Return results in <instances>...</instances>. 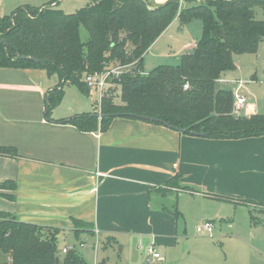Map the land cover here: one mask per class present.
<instances>
[{"label": "crops", "instance_id": "1", "mask_svg": "<svg viewBox=\"0 0 264 264\" xmlns=\"http://www.w3.org/2000/svg\"><path fill=\"white\" fill-rule=\"evenodd\" d=\"M146 1L156 8L168 0ZM6 5L0 0V13ZM193 21L181 26L175 18L144 55L142 69L148 56L157 60L154 67L177 65L201 36V26L191 27ZM236 69L221 77L229 81L223 84L233 86L227 90H235L233 81H242L232 77ZM58 82L56 75L38 68L0 67V147H13L17 153L0 155V212L58 229V240L74 239L66 246L78 240V249L86 247L88 237L116 243L149 239L147 249L154 247L162 261L156 247L171 250L185 237L188 223L192 225L190 215L184 216L186 199L206 202L197 203L203 209L198 219L212 222L214 233H221L228 215L234 222L236 210L231 208L244 206L253 208V250L263 249L257 229L264 228V136L211 139L124 117H114L105 131L81 130L69 121L98 113L99 95L65 85L61 102L47 113V94ZM66 94L72 101L68 108ZM234 114L258 113L247 100ZM174 176L191 192L178 194L170 212L159 203L157 191ZM209 195L248 203L235 205ZM81 224L89 225L93 234L76 235Z\"/></svg>", "mask_w": 264, "mask_h": 264}, {"label": "trees", "instance_id": "2", "mask_svg": "<svg viewBox=\"0 0 264 264\" xmlns=\"http://www.w3.org/2000/svg\"><path fill=\"white\" fill-rule=\"evenodd\" d=\"M203 1L211 4L178 8L177 0H168L151 8L146 0H91L72 14L57 10L53 3L19 7L0 16V67L38 68L56 75L57 87L46 97L48 113L61 102L63 86L85 92L88 74L126 66L127 71L109 80L119 86V103L105 93L100 102L105 117L84 115L69 121L81 130L105 131L112 115L131 114L211 139L264 136V115H235L232 91L217 86L222 75L236 69L235 56L255 53L264 39V21L254 18L256 7L264 9V0ZM175 18L181 26L201 22L196 46L182 54L177 65H159L143 73L144 55ZM16 154L13 147H0L2 156ZM209 197L235 205L248 203ZM58 235V229L0 212V264H87L75 245L62 253Z\"/></svg>", "mask_w": 264, "mask_h": 264}, {"label": "rangeland", "instance_id": "3", "mask_svg": "<svg viewBox=\"0 0 264 264\" xmlns=\"http://www.w3.org/2000/svg\"><path fill=\"white\" fill-rule=\"evenodd\" d=\"M5 2L7 5L3 8L4 11L0 13V16H9L17 8L26 5L30 7H41L48 3H53L55 5L54 8L65 14H72L83 8L91 0H5ZM195 4L207 6L211 3L203 0H195V2H191V0H177L178 8ZM254 18L257 21H264V9L256 7L254 9ZM195 23L201 26L199 20H194L191 27H194ZM83 34L86 38L87 34L85 31L80 30L81 38ZM156 62L157 60L148 56L144 59L142 72L145 74L148 73L154 68ZM235 62L237 69L232 74V77L243 81V88L239 94L246 96L249 104H253L258 114L264 115V39L259 42L255 53L235 56ZM217 86L224 89L231 88V85L225 84H218ZM64 91L67 90L65 89ZM94 92L91 93L95 95ZM105 95L110 96L114 103H119V86H114ZM70 101L71 99L69 97L65 98L66 108L71 106L70 103L72 101ZM100 108L101 106L98 108V113L101 114ZM173 181L175 183H172ZM173 181L163 185L157 191V195H161L162 197V199H159V203L164 204V207L170 212L175 210V203L177 198H179L177 196L178 194L191 192V189L181 187L177 181ZM185 201L188 203L184 202L182 205V207H185L184 216L187 217L190 215L188 220L192 219V225H190L192 227L188 223L185 237L182 240H178L177 244L171 250L163 252L161 248L156 247L157 251L162 254L163 259L162 261L154 260L153 262H156L153 264H264V245L263 249L253 250V208L251 210V208L244 206L236 208L232 206V211L236 210L233 213L234 222L231 223L229 222L230 220H227L228 218L233 219L232 215H228L229 217H226L224 222H222L221 233L217 230L216 233L213 232L212 236H203V234L196 232V227L204 222V220H200L199 222L198 219L203 213L201 205L198 206L197 204L199 201L191 202L188 199ZM260 210L264 211L262 208ZM215 224L218 223L215 222ZM228 225L234 226V230L229 229ZM216 227L218 229L219 225ZM260 229H257V232L260 233V239L264 241V228L262 230ZM75 233L76 235L86 234L87 236L93 234L91 227L85 226L84 224H81ZM256 236L259 237V234ZM80 239L82 240L83 238L80 237ZM72 240L74 239L64 240L61 237L58 240V245L64 247L72 242ZM77 241L75 240L72 244L77 245ZM127 241L128 239H123L119 243H116L102 237H88L85 240L86 247L78 249V253L81 254L87 264H147L146 249L150 240L135 239L130 242Z\"/></svg>", "mask_w": 264, "mask_h": 264}, {"label": "built area", "instance_id": "4", "mask_svg": "<svg viewBox=\"0 0 264 264\" xmlns=\"http://www.w3.org/2000/svg\"><path fill=\"white\" fill-rule=\"evenodd\" d=\"M196 46V43L193 45V47ZM127 70L126 66H114L107 70L101 71V72H94L91 74H88L85 77V84L89 90L95 91L99 95V101L98 104L100 107V102L103 97V95L110 89L113 88L114 85H112L109 80L114 77H118L122 72ZM229 81L220 78L217 80L218 84L227 83ZM236 83V88L234 91H232L233 94V106L234 109L239 112L241 111L245 105H247V99L240 95L238 93L239 89L242 88L243 83L242 81H233ZM196 232L198 234H203L205 236H212L214 232V226L213 223L210 221H204L200 225L196 227ZM80 247H83V245H79ZM69 249H71V246H65L62 249V253H66ZM160 259V256L158 253H156L154 247H149L147 249V262H153L154 260Z\"/></svg>", "mask_w": 264, "mask_h": 264}, {"label": "water", "instance_id": "5", "mask_svg": "<svg viewBox=\"0 0 264 264\" xmlns=\"http://www.w3.org/2000/svg\"><path fill=\"white\" fill-rule=\"evenodd\" d=\"M22 59V58H21ZM28 60H31L35 63H40V60L36 59V58H29ZM92 117H95L97 119H101L103 117H105L106 115H103V114H100V113H96V114H93L91 115ZM112 116H115V117H123V116H130V117H135L137 119H140V120H143V121H149V122H153V123H158L160 125H163L165 127H168V125L158 119H155V118H150V117H145V116H139V115H131V114H115V115H112ZM170 129H172L171 127H168ZM172 130H175L179 133H185L184 130H180V129H172ZM195 136H200V137H205L204 134H193Z\"/></svg>", "mask_w": 264, "mask_h": 264}]
</instances>
